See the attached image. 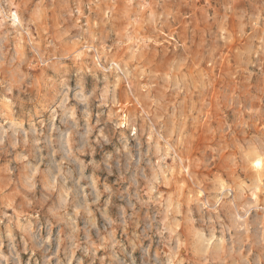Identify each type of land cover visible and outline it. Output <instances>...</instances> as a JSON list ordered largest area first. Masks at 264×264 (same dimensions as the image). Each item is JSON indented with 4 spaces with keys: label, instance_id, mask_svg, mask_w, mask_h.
I'll return each instance as SVG.
<instances>
[{
    "label": "rangeland",
    "instance_id": "1",
    "mask_svg": "<svg viewBox=\"0 0 264 264\" xmlns=\"http://www.w3.org/2000/svg\"><path fill=\"white\" fill-rule=\"evenodd\" d=\"M0 264H264V0H0Z\"/></svg>",
    "mask_w": 264,
    "mask_h": 264
},
{
    "label": "bare ground",
    "instance_id": "2",
    "mask_svg": "<svg viewBox=\"0 0 264 264\" xmlns=\"http://www.w3.org/2000/svg\"><path fill=\"white\" fill-rule=\"evenodd\" d=\"M252 160L253 165L257 167L260 162L259 156H255V158H253Z\"/></svg>",
    "mask_w": 264,
    "mask_h": 264
}]
</instances>
